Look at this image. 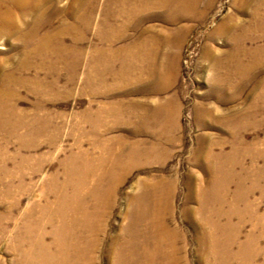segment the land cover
<instances>
[{"label":"rangeland","instance_id":"obj_1","mask_svg":"<svg viewBox=\"0 0 264 264\" xmlns=\"http://www.w3.org/2000/svg\"><path fill=\"white\" fill-rule=\"evenodd\" d=\"M164 3L0 0V264H264V0Z\"/></svg>","mask_w":264,"mask_h":264},{"label":"bare ground","instance_id":"obj_2","mask_svg":"<svg viewBox=\"0 0 264 264\" xmlns=\"http://www.w3.org/2000/svg\"><path fill=\"white\" fill-rule=\"evenodd\" d=\"M88 165L90 166V164H88ZM88 165H87V167H89ZM73 173H74V171H72V170L69 171V173H68L69 174V178L68 179H69V182L72 183L71 186H73V192H72V194L66 193V195H64L62 198L64 199L63 201L66 200V203L68 204V207H70L72 209V213L74 215L76 213L77 209H78L77 208V204L75 202H77V200H79V198L82 197V188L83 187H86L88 185L89 173L88 172H83L81 174V171H79L77 173V175H78L77 178L78 179L75 181L74 185H73V182H72V178L70 177V175H72ZM97 181H98V183H97V188L98 189H96L95 191H93V193H92L93 195L92 196H94L96 198V199L93 198L97 202L96 204H98L99 206H102V202L101 201L102 200H105L106 195H105L104 198L101 199V197L104 196V195L102 194V196H101V192L102 191H100V186L105 182V178L100 179V180H97ZM85 203L82 202V205H84ZM82 210L84 212V215L86 217V220H90L92 218V216L86 211L85 206H82ZM64 216H66V213L64 214ZM62 231L63 230H61V229L59 230V232H62ZM91 232H92V230H91ZM94 243H95V241H94ZM63 245H64V243H63ZM90 245H92V244H90ZM80 247L81 246H79V245H75V248H74L75 252L72 253L73 256H75V258H76V264H80V263L81 264H86V263H88V261H90V264H94L95 257L92 256V254L88 255L85 252H82L83 249L81 250ZM60 248H61V251L63 253V256H67V254L69 255V253L65 252V251H68V250L62 246V243H60ZM57 264H62V262L59 261V262H57ZM72 264H73V262H72Z\"/></svg>","mask_w":264,"mask_h":264},{"label":"crops","instance_id":"obj_3","mask_svg":"<svg viewBox=\"0 0 264 264\" xmlns=\"http://www.w3.org/2000/svg\"><path fill=\"white\" fill-rule=\"evenodd\" d=\"M164 1H165V3H164V6H165V7H166L167 5H169V4L166 3L167 0H164Z\"/></svg>","mask_w":264,"mask_h":264}]
</instances>
